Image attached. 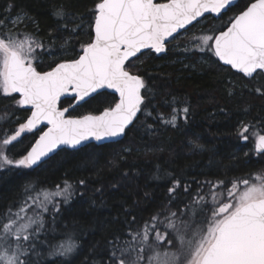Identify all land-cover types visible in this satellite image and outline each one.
I'll return each instance as SVG.
<instances>
[{"label": "snow or ice", "instance_id": "6c2138e0", "mask_svg": "<svg viewBox=\"0 0 264 264\" xmlns=\"http://www.w3.org/2000/svg\"><path fill=\"white\" fill-rule=\"evenodd\" d=\"M233 4L234 0H98L94 20L88 25L90 40L71 60L60 57L68 54L72 36L62 40L53 36L45 44L35 34L20 31L25 14L0 19V95L30 111L14 133L0 135V170L32 169L58 149L125 137L140 123L138 114L152 115L145 103L151 90L136 68L145 50L166 52L168 44L187 35L181 30L205 14L222 20ZM11 9L9 5L6 11ZM53 14L65 32L76 34L81 29V24L70 23L75 17L62 6ZM196 40L194 48L186 45L184 50L211 53L242 78L264 77V0H250L228 18L226 27L202 32ZM45 58L54 64L49 70H38ZM101 90H111L116 96L108 107L78 117L70 114V108L89 103ZM256 92L264 95L260 88ZM66 96L75 103L61 107V98ZM182 112L187 120L190 108L184 106ZM160 119L175 127V108L172 116ZM37 129L38 139L26 154L18 159L9 154L22 142V134ZM248 132L249 126L242 125L239 135L247 141ZM252 134L254 151L264 155V134ZM206 183L210 198L201 195L199 188L182 209L166 205L161 209L163 216L157 212L139 227L130 225L123 238L110 240L107 264H264V169L251 178ZM180 187L175 180L169 194ZM190 187L185 185L183 191ZM24 192L15 210L0 214V264H34L38 244H47L52 264H72L82 246L73 232L61 233L59 240L54 233L52 240L41 239L48 235L44 215L49 206L58 213L61 202H70L75 194L72 182L65 179L62 187L56 185L53 190L29 181Z\"/></svg>", "mask_w": 264, "mask_h": 264}, {"label": "trees", "instance_id": "16d2710c", "mask_svg": "<svg viewBox=\"0 0 264 264\" xmlns=\"http://www.w3.org/2000/svg\"><path fill=\"white\" fill-rule=\"evenodd\" d=\"M97 2L0 0V19L7 21L25 14L27 20L20 31L35 34L45 44L53 36L60 40L65 35L72 36L68 54L60 57L71 60L90 40L88 25L94 20ZM249 2L239 0L222 20L209 16L185 32L201 34L226 27L228 18ZM9 5L11 12L6 11ZM60 6L75 17L70 23L81 24L76 34L61 29L53 14ZM175 42L167 45L163 56L149 51L136 64L137 74L151 90L145 101L151 116L141 113L140 123L120 143L63 150L37 169L0 170V214L9 208L15 210L24 200L27 182L54 190L67 179L72 182L75 194L68 204L60 203L58 213L52 211L46 217L48 235L41 239L52 240L54 233L59 240L61 233L73 232L82 246L72 264H107L109 241L117 236L123 238L130 225L141 226L166 205L173 210L182 209L192 202L199 188L203 189L201 195L210 198L208 181L228 183L235 177L251 178V174L264 169V155L254 151L252 134L254 131L264 134V95L256 92L257 88L264 91V77L242 78L221 65L211 53L184 50L195 41L182 38ZM53 64V60L45 58L38 70H49ZM114 98L112 94L102 93L70 114L78 117L98 113ZM70 103L73 101L67 99L60 106L69 107ZM184 106L190 108L187 120L182 112ZM173 108L177 117L175 127L160 119L172 116ZM29 114L30 111L16 106L11 97L0 95V135L14 133ZM149 124L152 128L147 127ZM242 125L249 126V132L245 133L249 137L247 141L239 135ZM38 136L39 132L26 133L9 154L21 158ZM190 142L202 148H193ZM81 180L83 185L79 183ZM175 180L180 181L181 187L170 195L169 188ZM185 185L191 186L188 192L183 191ZM33 261L52 264L44 255Z\"/></svg>", "mask_w": 264, "mask_h": 264}, {"label": "water", "instance_id": "95a60500", "mask_svg": "<svg viewBox=\"0 0 264 264\" xmlns=\"http://www.w3.org/2000/svg\"><path fill=\"white\" fill-rule=\"evenodd\" d=\"M238 1H239V0H234V4H233L232 7H234V6L238 3ZM159 2H164V0H159ZM209 16H211V17H213V18H215V19H218V18L215 17L213 14H205V17L200 18L199 22L202 21L204 18L209 17ZM197 23H198V22H193V25H189L186 29L181 30V31L184 32V31L190 29L191 27H193L194 25H196ZM145 51H146V52H149L150 50H145ZM153 53H154V52H153ZM165 53H166V52H163V53H160V54H156V53H154V54H155L156 56H158V57H161V56H163ZM133 59H136V58H133ZM219 63H220L221 65H223L221 62H219ZM223 66L229 68V66H226V65H223ZM247 79H248V78H247ZM101 92H102V93H105V92H106V93H109V94H112V95L115 96V94H114L111 90H101ZM94 95H95V97L97 96L96 94H94ZM67 99L73 101V99H72L71 96H66V97H62V98H61V103H62L64 100H67ZM73 103H75V101H73ZM83 104H84V103L82 102L80 105H77L75 108H70V113H71L74 109H76L77 107H80V106L83 105ZM26 110H27V109H26ZM28 111H29V110H28ZM140 114H141V113H140ZM140 114H138V117L140 116ZM41 127H44V126H41ZM45 130H46V127H45ZM38 132H39V129L34 130L32 133H38ZM125 137H126V136H125ZM125 137H121V138H117V139L104 140V141H100V142H97V141L91 140V141L84 142V145L78 147L77 149H72V148H62V149H58V150H57V153L54 154V155H52L51 158L54 157L55 155H57L59 152H61V151H63V150L78 151V150L83 149V148H85V147H87V146H89V145L102 146V145H106V144H116V143H120V142L124 141ZM37 139H38V138H37ZM51 158H50V159H51ZM50 159L46 158V162H48ZM46 162L42 163V164L39 165V166H34L32 169H37V168H39L40 166H42L43 164H45Z\"/></svg>", "mask_w": 264, "mask_h": 264}, {"label": "rangeland", "instance_id": "374dc122", "mask_svg": "<svg viewBox=\"0 0 264 264\" xmlns=\"http://www.w3.org/2000/svg\"><path fill=\"white\" fill-rule=\"evenodd\" d=\"M200 34L199 33H194V34H192V35H186L185 37H183V38H185L186 39V41H195L194 43H190L189 45L190 46H193V48H194V45L196 44V43H198V41L196 40V37L197 36H199ZM182 39V38H181ZM189 39V40H188ZM176 40H173V42H175ZM176 43V42H175ZM176 45V44H175ZM192 51V50H191ZM26 134V133H25ZM25 134H22V136L23 135H25ZM21 136V137H22ZM49 208H50V210H49V212L48 213H46L45 215H44V219H45V222H46V217L47 216H49V214H51L52 215V209H51V206H49ZM29 211H31V209L29 210ZM47 251H48V246H47V244H45V245H39L38 244V247H37V252H39V255H36V254H34L33 255V257H32V259L33 258H40V256L41 255H44V256H47ZM48 258V257H47Z\"/></svg>", "mask_w": 264, "mask_h": 264}, {"label": "bare ground", "instance_id": "6f19581e", "mask_svg": "<svg viewBox=\"0 0 264 264\" xmlns=\"http://www.w3.org/2000/svg\"><path fill=\"white\" fill-rule=\"evenodd\" d=\"M30 115V114H29ZM261 155V154H260Z\"/></svg>", "mask_w": 264, "mask_h": 264}]
</instances>
